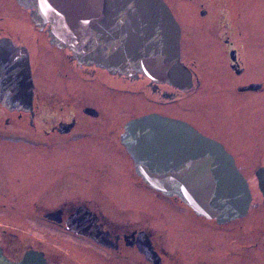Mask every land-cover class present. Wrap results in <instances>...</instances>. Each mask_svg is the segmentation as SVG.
Listing matches in <instances>:
<instances>
[{
	"label": "flooded vegetation",
	"instance_id": "1",
	"mask_svg": "<svg viewBox=\"0 0 264 264\" xmlns=\"http://www.w3.org/2000/svg\"><path fill=\"white\" fill-rule=\"evenodd\" d=\"M17 6L22 11L28 12L18 4ZM16 20L21 21L22 18ZM180 32L181 44L183 34L181 27ZM39 33H45L48 39L45 29L39 30L35 27L36 43L39 40ZM14 36L15 38L13 37L9 2L0 0V40L9 41L15 47L23 48L24 44L21 41L24 39H21L16 32ZM53 47L58 49L55 46ZM27 55L33 85L31 99L27 103L24 101L13 103L11 98L7 99L0 92V154H2L0 155V202L3 203L9 199V191L26 189L29 181L34 180L36 187L40 188L41 192H39L40 196L37 198V202L33 205V211L31 212L34 214L33 219L44 223L52 230L62 232L63 236H59L61 246L56 244L54 247H48V249H39L33 247L27 240L20 238L19 234L9 232V230L13 232L14 229L0 226V237L3 239V242L0 241V249L3 256L12 263H18L27 251H35L42 254L46 264H186L187 256H184L179 249L176 250V253L174 252L172 242L175 241V237H171L168 232L149 230L147 221L144 218L135 219L132 212L133 208H123V206L125 207L124 204L128 203L129 198L124 202L117 195L112 196L105 190L106 187H109L111 192L115 191L112 194H118L120 192L118 190L124 187L125 182L130 179L135 182L132 188L148 190V186L145 183L143 184L146 187L140 186L136 180L135 177H139L135 172L133 160L120 140L125 124L139 117L136 116L135 112L137 111L134 109L133 114L135 115L131 116L122 125L119 123L113 124L108 113H105L102 109L88 107L83 103L79 105L80 102L77 103L74 100H61L60 96L54 94L56 92L50 82L38 79V72H33L32 70L28 52ZM180 58H183L181 54ZM228 60L229 66L234 73V78L230 84L238 94L247 92L264 93V73L259 81H243L240 77L245 71L244 60L238 58L236 51L234 58L229 55ZM68 62L70 68L86 81L97 79V71H103L107 81L99 79L97 82L103 90L105 89L107 92L114 94L115 98L117 96L129 97L133 98L131 99L133 101L137 100L135 98H139L140 93L145 91L146 93L143 94L145 98L139 100L149 106L156 104L165 108L172 105L181 106L183 102H187L189 94L194 95L200 85V81L196 76L197 72L191 70L190 67L193 87L186 92H182L168 84L152 82L144 76L129 79L124 76L109 74L94 66L79 65L71 57L70 53H68ZM182 62L185 64V61ZM261 68L264 69V63L261 64ZM106 99L108 98L106 97ZM100 105L99 102L96 103V106ZM77 106L81 107V113L86 119L79 118ZM180 106L179 108H181ZM125 108L123 105L120 107L114 103L109 111H123ZM132 110L130 109V111ZM152 113L159 114L160 112L148 111L145 114ZM126 114L131 115L127 112ZM169 117L183 121L176 116ZM250 120L239 118L232 120L233 128L230 130L227 140L222 139V132L217 134L218 137H213L208 133L196 130L220 143L231 155L236 168L245 177L248 185L255 187L261 194L256 174L260 169L264 168V164L259 163L253 169L252 176L246 177L247 165L240 161L243 158H264V135L260 134L262 130L259 126L261 124L264 127V119H253L251 133L243 124L245 121ZM11 132H22L27 134V139L37 141L36 157L31 162L28 156H21V154L13 162L10 152L7 153V148L12 146L8 145L12 144ZM245 133H248V136H245ZM15 149L17 150L16 153H18L19 149L17 147ZM43 151L47 153V156L42 155ZM119 152L124 155L126 161L122 160L123 157ZM87 155H95V158L104 160L105 163H108L107 169L99 168L96 165L93 166L90 163L86 164L87 170H89L84 172L86 177L80 173H78V176L75 172L74 175L66 171L55 172L52 169L53 164L57 166L58 170L61 168L60 166L67 167L65 166L68 164L65 163L66 159L78 158L84 160L88 158L86 157ZM13 158H15V155ZM82 164L84 165V163H78V165ZM118 168L121 170L119 171L121 175H123L118 178L119 182L113 183L112 174L118 171ZM80 186L87 190L80 188ZM63 195H70L69 201L73 200L69 203H60V197ZM80 195L82 197L89 195V200L83 199L81 201L82 197L79 198ZM159 196H161V204L166 205L169 210L179 212L174 209H184L182 210L183 214L179 213L177 216L179 222L180 220L184 221L183 225L180 223V228H187L186 233L189 238H200L193 233V228L194 226H197L195 228H200L203 225L200 220L204 218L195 215L191 210V213L187 211V207L174 197ZM13 202L30 205V202L24 199H14ZM252 202L253 197H251L249 210ZM262 202L264 203L263 196ZM80 207L85 208L92 215L94 230L88 232L69 230L67 221ZM206 221L209 227V224H215L212 226H217V228L222 226L215 223V221L214 223H210L211 220ZM208 226L207 224L204 225V227ZM17 248L23 250L20 257H14V255L9 254V252L11 253ZM222 255L225 254L222 253ZM230 256L227 255L226 260ZM192 257H194V254ZM191 263L212 264L210 261H205L202 257L198 259L195 257V262Z\"/></svg>",
	"mask_w": 264,
	"mask_h": 264
},
{
	"label": "rangeland",
	"instance_id": "2",
	"mask_svg": "<svg viewBox=\"0 0 264 264\" xmlns=\"http://www.w3.org/2000/svg\"><path fill=\"white\" fill-rule=\"evenodd\" d=\"M7 1L11 11L13 37L15 38L14 33L16 32L21 39H24L21 41L24 44L22 47L27 50L32 70L38 72V79L50 82L55 89L54 94L60 96L63 101L74 100L77 103L80 102L79 105L83 103L88 107L102 109L108 113L113 124L122 125L135 115L133 114L134 109L137 111L136 116L139 117L144 116L148 111H157L161 116L179 117L195 129L213 137H218L217 134L222 132V139L227 140L233 128L232 120L251 119L243 123L251 133L253 119H264V93L238 94L230 84L234 73L228 60L231 51L235 50L238 58L244 60L245 71L240 78L246 82L259 81L262 78L264 73V69L261 68V64L264 63V0H164L183 33L180 44V54L183 56L181 61H185V65L197 72L196 76L200 81L198 90L194 92V95H188L187 102H183L181 106L172 105L166 108L158 104L149 106L139 100L145 98L143 95L145 91L133 101L131 100L133 98L129 97L117 96L118 99L115 98L114 94L103 90L97 82L99 79L107 81L103 71H97L98 78L95 80L83 79L70 68L69 52L51 46L45 33L38 34L39 40L36 43L35 27L30 21L28 12L22 11L15 0ZM19 18L22 20H16ZM96 101L101 105L96 106ZM114 103L126 108L123 111L110 112ZM77 109L79 118L86 119L81 113V107L77 106ZM130 109L133 110L130 111ZM126 112L131 115H127ZM259 126L262 130L260 134L264 135V127L261 124ZM26 135L22 132H11L12 144L8 145L12 146L6 151L10 152L13 162L20 154L28 156L30 162L36 157L37 141L27 139ZM245 136H248V133H245ZM16 147L19 149L18 153H16ZM119 153L123 157L122 160L126 161L124 155ZM14 155L15 158H13ZM42 155L47 156V153L43 151ZM86 157L88 158L84 160L66 159L65 163L68 164L65 166L67 167L60 166L61 168L57 170V166L53 164L52 169L55 172L66 171L72 174L75 172L76 175L80 173L86 177L84 172L89 171L86 164L90 163L99 168H106L108 165L104 160L95 158V155ZM240 161L247 165L246 177L252 176L253 169L259 163L264 164V158H243ZM78 163H84V165H78ZM74 165H76L74 168H70ZM119 171L121 170L118 168V171L112 174L113 183L119 182L118 178L123 175ZM135 178L140 186L146 187L140 178ZM133 185L135 182L130 179L125 182L124 187L118 190L120 191L118 194H112L115 191L111 192L109 187L105 190L112 196L117 195L124 202L129 198L123 208H133L135 219L144 218L149 230L168 232L171 237H175V241L172 242L174 252L176 253L179 249L184 256L186 255V264L195 262V257L197 259L202 257L212 264H264V203L255 187L249 186L253 202L246 217L224 226H218V228L212 226L215 224H209V227L207 221L201 219L200 223L203 225L200 228H195L197 226L193 228V233L200 237L196 239L189 238L186 233L187 228H180V223L183 225L184 221L179 222L177 216L179 213L183 214L184 209L175 208L174 210L179 212H173L166 205L161 204L160 193L153 192L148 187L147 191L132 188ZM80 188L83 187L80 186ZM39 192L41 189L36 187L34 180L29 181L26 189L9 191V199L3 203L0 202V226L22 232L14 230L12 232L8 229L9 232L19 234L20 238L39 249H48L56 244L61 246L59 236H63L62 232L52 230L44 223L33 219L34 214L31 212L40 196ZM69 196H61L60 203L72 201L73 199L69 201ZM89 197V195L82 197L81 201L89 200ZM14 199H24L29 201L30 205L14 203ZM187 211L190 212V209L187 208ZM205 224L208 227H204ZM0 241L3 242L1 237ZM22 252L21 248H17L9 254L20 257ZM193 254L194 257H192ZM227 255H231L228 260H226Z\"/></svg>",
	"mask_w": 264,
	"mask_h": 264
},
{
	"label": "water",
	"instance_id": "3",
	"mask_svg": "<svg viewBox=\"0 0 264 264\" xmlns=\"http://www.w3.org/2000/svg\"><path fill=\"white\" fill-rule=\"evenodd\" d=\"M15 1L29 11L35 27L45 29L49 43L68 50L79 65L129 79L142 75L182 92L193 87L180 61V27L163 0ZM32 86L26 50L0 40L1 94L27 103ZM120 140L147 186L179 198L197 216L224 225L247 215L251 194L233 158L189 124L152 113L127 122ZM256 175L264 198V168ZM67 225L72 231L94 230L92 215L82 207ZM0 264L46 262L41 253L27 251L12 263L0 249Z\"/></svg>",
	"mask_w": 264,
	"mask_h": 264
}]
</instances>
